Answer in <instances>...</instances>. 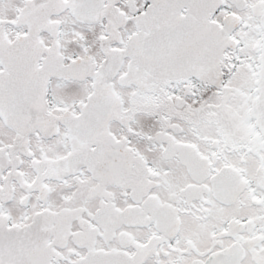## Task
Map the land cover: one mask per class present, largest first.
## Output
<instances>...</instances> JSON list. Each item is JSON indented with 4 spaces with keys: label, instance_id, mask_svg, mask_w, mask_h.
<instances>
[{
    "label": "snow or ice",
    "instance_id": "snow-or-ice-1",
    "mask_svg": "<svg viewBox=\"0 0 264 264\" xmlns=\"http://www.w3.org/2000/svg\"><path fill=\"white\" fill-rule=\"evenodd\" d=\"M0 264H264V0H0Z\"/></svg>",
    "mask_w": 264,
    "mask_h": 264
}]
</instances>
